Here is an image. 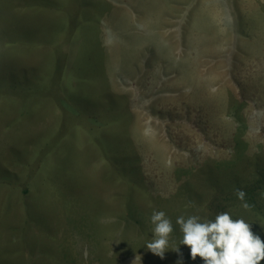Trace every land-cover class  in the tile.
Instances as JSON below:
<instances>
[{"label": "rangeland", "instance_id": "rangeland-1", "mask_svg": "<svg viewBox=\"0 0 264 264\" xmlns=\"http://www.w3.org/2000/svg\"><path fill=\"white\" fill-rule=\"evenodd\" d=\"M219 211L264 240V0H0V264H175Z\"/></svg>", "mask_w": 264, "mask_h": 264}, {"label": "clouds", "instance_id": "clouds-1", "mask_svg": "<svg viewBox=\"0 0 264 264\" xmlns=\"http://www.w3.org/2000/svg\"><path fill=\"white\" fill-rule=\"evenodd\" d=\"M236 198L242 208L244 191L237 189ZM151 238L144 247L154 255L163 258L170 248L173 222L163 210L153 209L149 215ZM175 224L179 229V244L172 248L177 252L175 264H184L179 245L188 247L189 258H200L202 264H261L264 261V240L251 231V223L242 217H233L228 211H219L214 218H202L198 214L178 215Z\"/></svg>", "mask_w": 264, "mask_h": 264}, {"label": "trees", "instance_id": "trees-1", "mask_svg": "<svg viewBox=\"0 0 264 264\" xmlns=\"http://www.w3.org/2000/svg\"><path fill=\"white\" fill-rule=\"evenodd\" d=\"M255 186V185H254ZM256 187V186H255ZM252 188V186L251 187H248V188H245V189H243L242 187H238V188H236L235 190H234V192H232V194H231V198H233V199H237L236 198V195H235V191L237 190V189H242L243 191H244V193H245V195H244V202H246L247 203V205H249V206H252L251 205V202H252V198L254 197V191H253V189H251ZM229 198H230V196H228ZM228 197L226 198V200L228 199ZM220 210H223V209H220Z\"/></svg>", "mask_w": 264, "mask_h": 264}, {"label": "bare ground", "instance_id": "bare-ground-1", "mask_svg": "<svg viewBox=\"0 0 264 264\" xmlns=\"http://www.w3.org/2000/svg\"><path fill=\"white\" fill-rule=\"evenodd\" d=\"M143 10V9H142ZM135 47V46H134ZM107 102V101H106Z\"/></svg>", "mask_w": 264, "mask_h": 264}]
</instances>
